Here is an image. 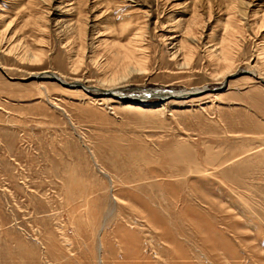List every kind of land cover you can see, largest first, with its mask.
<instances>
[{
    "label": "rangeland",
    "instance_id": "374dc122",
    "mask_svg": "<svg viewBox=\"0 0 264 264\" xmlns=\"http://www.w3.org/2000/svg\"><path fill=\"white\" fill-rule=\"evenodd\" d=\"M0 264H264V0H0Z\"/></svg>",
    "mask_w": 264,
    "mask_h": 264
},
{
    "label": "bare ground",
    "instance_id": "6f19581e",
    "mask_svg": "<svg viewBox=\"0 0 264 264\" xmlns=\"http://www.w3.org/2000/svg\"><path fill=\"white\" fill-rule=\"evenodd\" d=\"M140 40L141 39L138 37V34L136 33L133 36V38L130 39L129 47L126 50V54L125 55L122 54V51L120 53H118V54H115V56H117L118 58H121V60L119 61V64H120V68L121 69L119 68V70H118L119 73L121 72V75H122V73L125 74V72H129V73H131L130 75H132V74H134V73L139 72V71L142 70L141 67H142V65L144 66V63H143L144 60H143V58H146L147 56H146V49L143 47V45H141L142 42ZM175 40H173V42L171 43L173 45V47L175 48V49L173 48L175 50V52L173 54L174 55L176 54V56H178V57L181 56V58H183L182 56L185 57V55L183 53H181V50H184V49L187 48V43L185 41H182V43L180 42L179 45H178L177 43L175 44V42H176ZM223 42H224L223 43L224 44L223 46H225L223 48L224 51H222L223 60H224V63L226 64L225 67L229 70L230 65L233 63V60H232V56H231V50L229 49V45H227V44H229L231 41L229 39L225 38V39H223ZM227 42H229V43H227ZM220 46H222V45H220ZM185 52H187V51H185ZM189 52H191V51H189ZM121 54H122V57H121ZM179 67H180V65H179ZM124 74L122 75V77L126 75V77H123V78H127V73L125 75ZM121 75L119 76L120 78H121ZM35 76L38 77V78H40V79H42V78H48L49 79V77H50L53 80H55L57 82H60L62 84L63 83L64 84L65 83L66 84H70L72 87H76V86H80L81 85L83 88L90 89V91H91L90 93L91 94H102V95L105 94V97H107V96L108 97H111V96H115L116 95V99H118L117 96H119V98H121V99H118V101H120L121 103H123L125 105H128V108L130 110L132 109V110L143 111V110H145V108L147 109V106H139V105L135 106V104H132V103H128L127 102V100H129V99H127L128 97H126L127 95H125V93H124V92H127V89H124L126 84L125 85L122 84L123 88L122 87L121 88H119V87L117 88L116 87L120 80H118L117 83L114 82L115 83L114 84L115 85L114 87H116L114 89V88H112L113 86L111 87V85L109 86V84L106 85V84H103V83H102L103 84V87L101 85L100 86H97L96 85V86L87 87L86 85L83 84V82L81 83V81L78 80V79H75L72 82H67L66 80H62L61 81V80H59V78L57 76H55V74L52 71L43 72V73L38 74V75H35ZM253 76H255V74H253ZM257 76H258V79H262L259 75H257ZM128 77H129V75H128ZM122 81H121V83H122ZM104 86H106V88ZM196 89L199 92L201 90V88H195V89H192V90L178 91L176 93H175V91H169V90H164V89H157V91H159V93H160V95L162 97H167V96H170V95H173V96H181V95H183V94H185L187 92H193ZM141 93H143V91ZM144 95H146V94H144ZM108 102H112V99L111 98H104L103 99V103L104 104L105 103H108ZM148 107H150V106H148ZM154 107L155 106H151V108H154ZM143 112H145V111H143ZM159 112L164 113V112L160 111V109H159ZM154 113H156V111Z\"/></svg>",
    "mask_w": 264,
    "mask_h": 264
}]
</instances>
